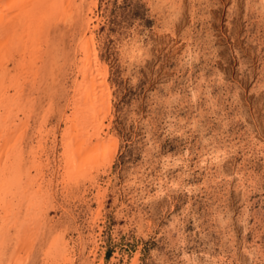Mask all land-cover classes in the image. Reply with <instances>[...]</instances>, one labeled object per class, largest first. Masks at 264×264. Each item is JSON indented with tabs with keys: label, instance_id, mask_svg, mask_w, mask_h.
<instances>
[{
	"label": "rangeland",
	"instance_id": "obj_1",
	"mask_svg": "<svg viewBox=\"0 0 264 264\" xmlns=\"http://www.w3.org/2000/svg\"><path fill=\"white\" fill-rule=\"evenodd\" d=\"M71 3L51 16L39 71L21 81L20 184L42 125L50 162L22 264H44L60 241L67 264H264V0H96L94 15L92 0ZM88 17L116 152L64 187V119ZM9 230L0 264L15 248Z\"/></svg>",
	"mask_w": 264,
	"mask_h": 264
},
{
	"label": "bare ground",
	"instance_id": "obj_2",
	"mask_svg": "<svg viewBox=\"0 0 264 264\" xmlns=\"http://www.w3.org/2000/svg\"><path fill=\"white\" fill-rule=\"evenodd\" d=\"M71 1L0 0V263L5 256L3 250L8 249L5 240L3 241L5 231L9 233L11 231L9 229H12L16 232V234L12 233L16 236H11L12 240L16 239V241L14 251L12 250L8 255L7 264H22L27 261L35 245L36 235L33 234L34 237L31 235V229L35 228L41 217L38 212L42 211L44 206L43 193L46 189L44 183L45 185L49 183L45 178L50 165L45 148L49 134L42 125L37 136L36 148L29 153L31 154L29 170L23 183L20 184L16 175L18 161L16 149L21 135L19 131L17 132L16 124L20 120L18 110L20 92L24 83L21 81L27 79L33 72L36 74L39 71L36 70V65L42 56L46 26L51 16L63 14L62 12L72 4ZM94 9H96V0H92L89 15H94ZM63 18L59 17V21L62 22ZM86 26V32L81 36L78 45L81 57L77 64L75 63L78 79L74 84L70 100V114L65 119L62 118L66 126L63 134V164H61L64 187L72 181L78 182L85 177L93 178L98 167H103L104 161L108 167L111 165L116 152L115 141L109 138L106 132L109 129V125H105V122L110 117V94L104 69L97 63L91 36L96 26H93V21L89 17ZM20 51L23 52L22 55L18 53ZM17 54L21 59L16 76L14 74V77H11L14 82L10 88L15 92L11 94L8 89L5 90L6 71L8 64ZM24 127H27V123ZM94 188L97 191L95 201L99 209L95 214L99 215L103 193L97 183ZM27 192L30 196H27ZM23 207H26L24 216ZM94 240L92 244L96 245ZM10 241L8 239L7 243ZM96 246L93 247L91 254L94 258ZM69 259L67 244L60 241L55 251L45 258L44 264H67Z\"/></svg>",
	"mask_w": 264,
	"mask_h": 264
}]
</instances>
